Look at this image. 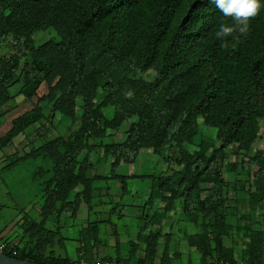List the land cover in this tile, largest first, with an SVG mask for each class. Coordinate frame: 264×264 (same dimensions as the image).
<instances>
[{"label": "trees", "instance_id": "16d2710c", "mask_svg": "<svg viewBox=\"0 0 264 264\" xmlns=\"http://www.w3.org/2000/svg\"><path fill=\"white\" fill-rule=\"evenodd\" d=\"M221 25L233 28L224 39L215 35ZM238 28L212 0H0V46L12 37L15 46L28 48L47 85L40 101L67 117H73L76 100L81 109L79 127L68 140L45 141L41 151L32 154L45 155L51 163L41 221L26 228L32 238L28 246L5 242L10 248L3 254L33 264L75 263L44 259L50 231L44 224L57 219L53 213L58 204L72 215L81 204L91 208L95 178H88L87 157L80 158L100 146L93 142H101L110 131L119 138L100 146L109 165L107 180L124 185L135 179L125 172L148 150L179 155L180 177L167 192L164 185L171 179L159 189L155 186L148 198L152 207L161 201L163 212L179 205L181 218L199 213L224 218L226 181L222 172L210 171V147L212 153L238 148L237 160L229 165L236 176L234 189L243 192V175L260 181L264 189V153L252 149L264 135V7L249 19L246 34ZM44 34L50 38L35 46ZM18 66L17 60L0 58V108L18 94L29 102L41 84L30 73L18 77ZM20 80L17 97L11 96L10 88ZM99 91L100 102L94 107ZM105 108L111 109V117L105 116ZM43 115L35 106L16 118L0 147ZM200 124L214 132V144L190 151L187 146L194 145ZM151 182L153 186L156 181ZM78 187L82 190L73 194ZM155 206L151 218L158 212ZM155 235L143 239L150 253ZM254 236L255 243L262 238L260 233ZM254 258L249 256V264H260ZM80 259L90 262L91 257L79 253L75 261Z\"/></svg>", "mask_w": 264, "mask_h": 264}, {"label": "rangeland", "instance_id": "374dc122", "mask_svg": "<svg viewBox=\"0 0 264 264\" xmlns=\"http://www.w3.org/2000/svg\"><path fill=\"white\" fill-rule=\"evenodd\" d=\"M49 38V34L42 35L35 46ZM28 52L25 46H15L12 37L6 38L0 46V58L18 61V77L30 73L36 81H41L35 96L29 102L18 94L21 80L10 88V95L17 97L18 94V97L0 108V139L10 131L16 118L30 112L35 106L45 111L39 123L12 138L6 146L0 147V243L12 242L14 246L18 244L19 248L32 241L25 231L30 223L41 221L43 190L51 176L48 157H34L32 154H38L45 141L60 137L68 140L79 127L81 114L78 100L73 117L48 110L45 102L40 101L48 92L47 85L42 81V75L37 73ZM101 95L102 92L99 91L94 107L99 105ZM103 113L108 118L112 115L110 108L103 109ZM128 127L129 124H126L122 130ZM118 134L113 138V132L110 131L101 142L93 144H109L111 138H119ZM214 141V132L200 124L194 145L187 148L195 151L196 147H207L213 145ZM100 146L89 148L80 158L82 160L87 157L86 163L91 165L88 178H95L92 183L93 198H98L99 205L90 208L91 210L83 205L74 215L72 211L60 210L59 204L56 206L53 217L57 219L51 218L44 224V228L50 230L49 243L44 250V259L47 262H64L76 257L82 248V242L76 240L74 231L68 228L78 222L98 225L96 230L89 229L85 234L99 246L103 244L102 250L110 252V255L113 253L111 259L122 260L128 264H213L218 262V259L229 262L242 260L249 264L250 255L263 264L264 189L260 181L249 180L245 175L241 180L244 183L243 192L232 187L235 185L236 176L229 172V165L237 160L236 146L219 153H212L211 147L207 149L208 157L211 158L210 171L222 172L226 181L222 188V194H228L224 218H203L200 213L193 218H181L179 205L169 211L157 212L158 216L155 213L151 218V203H148L151 189L170 179V184L164 185L165 192L172 188L171 182L181 175L179 155H158L148 150L125 172L136 176L135 179L124 185L119 180L111 181V187L108 188L109 180L106 177L109 165L104 162L106 158ZM252 149L264 153L263 134ZM151 181H156L153 186ZM238 187L242 188V185ZM200 188L205 187L202 185ZM79 190H82V187L76 188L73 194ZM132 197H135L136 201L140 199L146 204L145 207L139 204L125 210L122 204L131 201ZM256 233L262 236L261 240L256 239L257 243L254 241ZM154 234L155 249L150 253L145 248L143 239L151 238Z\"/></svg>", "mask_w": 264, "mask_h": 264}, {"label": "clouds", "instance_id": "9594fccd", "mask_svg": "<svg viewBox=\"0 0 264 264\" xmlns=\"http://www.w3.org/2000/svg\"><path fill=\"white\" fill-rule=\"evenodd\" d=\"M212 3L223 17H230L238 24L241 34L247 33L249 19L264 7V0H212ZM232 31V27L221 25L215 35L218 39H224Z\"/></svg>", "mask_w": 264, "mask_h": 264}, {"label": "crops", "instance_id": "0c3cea01", "mask_svg": "<svg viewBox=\"0 0 264 264\" xmlns=\"http://www.w3.org/2000/svg\"><path fill=\"white\" fill-rule=\"evenodd\" d=\"M111 182V180L108 181V188L111 187V185L109 184ZM150 185V184H149ZM94 196L92 195V203H91V208H94L96 205H99V200L98 198H93ZM135 197H132L131 201H127L126 203L122 204L125 208V210H127V208H134V206L136 205H142V207L144 208L146 204L142 203V201L140 199H137V201L134 199ZM83 205H86L85 203L84 204H81L80 208L83 207ZM156 205V206H155ZM162 203L161 201H157L154 203V206H155V209H158V213L160 211H163L161 208L162 207ZM152 207V205H150ZM154 206L152 207V210L154 209ZM87 207V206H86ZM87 209V208H86ZM91 210V209H90ZM158 213H156L155 215L158 216ZM156 216V217H157ZM97 226L96 224H92L90 225L89 223L87 224H78V222H76V224H73V225H69V228L68 230H72L74 231V238L78 241H81L82 242V248H80L78 254L80 253H84L85 255L89 254V256L87 257H91L90 261L94 260L95 258H98V259H103V258H110L113 256V253H111L110 255V252L108 251H104L102 250L101 248H103V244H101V246H99L97 244V242L94 243L95 240H93L91 237L88 236V234H85L89 229H94L96 230L97 229ZM264 235V233H263ZM2 242H5V241H2ZM75 243L78 244L77 241H75ZM78 254L76 255V257L72 260H69L71 262H75ZM105 260V259H104ZM112 260V259H111ZM222 259H218V261ZM227 261V260H226ZM238 261H242V260H238ZM229 262V261H228ZM237 262V261H235ZM244 262V261H243ZM245 263V262H244ZM249 263V262H248ZM246 264V263H245ZM264 264V262H263Z\"/></svg>", "mask_w": 264, "mask_h": 264}, {"label": "built area", "instance_id": "2783aa9c", "mask_svg": "<svg viewBox=\"0 0 264 264\" xmlns=\"http://www.w3.org/2000/svg\"><path fill=\"white\" fill-rule=\"evenodd\" d=\"M8 248L10 247L7 243L5 242L0 243V253L3 254V252H6L7 250H9ZM11 254L13 256H16L17 252L15 250H12ZM74 264H118V263L114 260H104V259L95 258L94 260L90 262L84 259H80V260L75 261ZM213 264H245V263L243 261H237V262L218 261V262H214Z\"/></svg>", "mask_w": 264, "mask_h": 264}, {"label": "water", "instance_id": "95a60500", "mask_svg": "<svg viewBox=\"0 0 264 264\" xmlns=\"http://www.w3.org/2000/svg\"><path fill=\"white\" fill-rule=\"evenodd\" d=\"M0 264H33V263L12 259L0 253Z\"/></svg>", "mask_w": 264, "mask_h": 264}]
</instances>
